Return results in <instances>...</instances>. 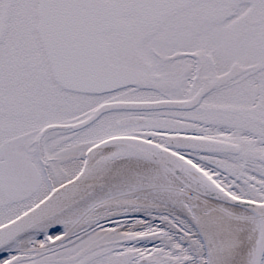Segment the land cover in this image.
Returning a JSON list of instances; mask_svg holds the SVG:
<instances>
[{"label":"snow or ice","instance_id":"6c2138e0","mask_svg":"<svg viewBox=\"0 0 264 264\" xmlns=\"http://www.w3.org/2000/svg\"><path fill=\"white\" fill-rule=\"evenodd\" d=\"M0 264H264V0H0Z\"/></svg>","mask_w":264,"mask_h":264}]
</instances>
